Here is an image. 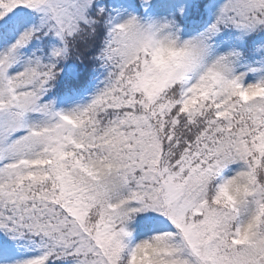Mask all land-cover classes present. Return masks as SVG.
Masks as SVG:
<instances>
[{
  "label": "snow or ice",
  "instance_id": "obj_1",
  "mask_svg": "<svg viewBox=\"0 0 264 264\" xmlns=\"http://www.w3.org/2000/svg\"><path fill=\"white\" fill-rule=\"evenodd\" d=\"M0 264H264V0H0Z\"/></svg>",
  "mask_w": 264,
  "mask_h": 264
}]
</instances>
